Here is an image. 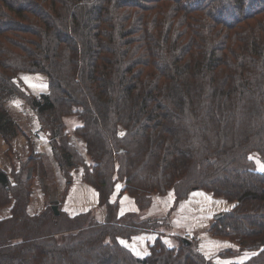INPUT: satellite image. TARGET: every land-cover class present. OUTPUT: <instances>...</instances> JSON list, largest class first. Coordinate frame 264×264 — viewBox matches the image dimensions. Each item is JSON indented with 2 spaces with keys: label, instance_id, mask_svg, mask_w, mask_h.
I'll return each instance as SVG.
<instances>
[{
  "label": "trees",
  "instance_id": "trees-1",
  "mask_svg": "<svg viewBox=\"0 0 264 264\" xmlns=\"http://www.w3.org/2000/svg\"><path fill=\"white\" fill-rule=\"evenodd\" d=\"M23 75L44 76L46 93L25 94ZM18 99L50 157L27 139L28 155L0 169V264H215L195 243L166 246L161 220L138 219L156 197L177 205L197 191L230 205L209 229L250 253L230 264H264V170L252 161L264 162V0H0L8 150L22 135L7 111ZM52 163L64 196L74 173L96 192L102 219L54 214ZM35 181L48 205L31 214ZM117 183L134 212L111 199ZM149 231L138 257L127 242Z\"/></svg>",
  "mask_w": 264,
  "mask_h": 264
},
{
  "label": "rangeland",
  "instance_id": "rangeland-1",
  "mask_svg": "<svg viewBox=\"0 0 264 264\" xmlns=\"http://www.w3.org/2000/svg\"><path fill=\"white\" fill-rule=\"evenodd\" d=\"M19 81L22 84L21 90H23L25 94L38 97L39 95L46 93V78L42 75H23L19 77ZM7 111L21 129L22 135L13 139L10 145V150H8L7 146L0 138V168L2 171L4 170L6 173H9L11 167L13 168L17 166L18 160H23L28 155L29 148L27 146V139H29L33 145L35 152L44 155H46L45 152H47L50 157L48 149V134L41 130L40 127L38 129V127L34 126L37 117L27 103H25L24 100H15L7 106ZM75 124V119H69L66 121V125L70 132H72V127L75 126ZM71 140H74V138L71 137ZM75 143L77 144V142ZM252 161L255 164L256 170H264V162H262L257 155L252 156ZM55 170L57 172L56 167ZM78 177L79 175L77 173L72 175L71 190L82 195L80 198L78 197V200L82 199V197H85L86 200L90 199L89 194L84 189L82 193L80 192L78 186L82 185L77 181L80 178ZM60 180L63 182L62 179ZM33 187L34 183L32 185V190ZM38 188L41 190L40 186ZM121 188L122 184L117 183L111 199L119 204V208H128V211L131 212L133 209H130V207H134L133 201L127 194L120 193ZM87 190L90 192L92 189L89 187ZM64 192L63 189L60 196H58V203L60 204L56 207L58 212L61 211L65 213V206L67 204H63ZM32 195L34 203H36L37 198L33 191ZM174 204L176 203L173 202L171 192L165 197H156L154 203L147 210L143 211L138 219L161 220L162 222H160L163 227H160L155 231L163 234V237H161L162 241L168 247H173L177 245V242L182 240L195 243L199 252L215 264H230L232 262H242L248 259L250 256L249 252L245 251L239 253L238 247L234 243L226 239L215 238L209 233V229L213 225L215 217L227 211L230 208L229 204L222 199L213 198L210 194L202 191L193 192L185 201H182L177 205ZM47 205L48 204H31V211L38 210L36 213L41 212L45 209V206L47 207ZM52 207L54 206H51V209ZM90 209H96L95 213L98 216L99 212L102 211L97 209V207ZM149 212L152 216L149 215ZM5 216H7V210H0V219ZM152 232L149 231V233L136 236L131 241L127 242V246L136 256L141 257L146 254L147 247L150 246L157 237V235Z\"/></svg>",
  "mask_w": 264,
  "mask_h": 264
},
{
  "label": "crops",
  "instance_id": "crops-1",
  "mask_svg": "<svg viewBox=\"0 0 264 264\" xmlns=\"http://www.w3.org/2000/svg\"><path fill=\"white\" fill-rule=\"evenodd\" d=\"M35 121L36 122H34V126L38 127V129H39L40 125H39L37 119ZM45 154H46V156L49 157L47 152H45ZM52 166L55 169V166H54L53 163H52ZM60 179L61 178H59V175L56 172L55 173V181H56V188H57V195H56L57 197L60 196L62 190L64 189V183ZM77 181H79V183H81V185H82V186H78L80 192L82 193L83 189H84L89 194L90 199L86 200L85 197H82V199L78 200V197L80 198L82 195L78 194L74 190H71L72 189V185H70L68 190H67L66 195L64 196V200H63L64 201L63 204H67L65 206L66 207L65 213L67 215H69V216H73V215H76L78 213L84 212V211H86V210H88L90 208H96L97 207V195H96V192L91 187H90V189H92V190H90V192H89V190H87L89 188V186L83 184L80 181V178ZM38 185H39L38 182L35 181L34 182V187H33V193L35 194V196L37 198V202L34 203V199H33V195H32L31 198H30L29 205H28V212L31 213V214H35L38 211V210L37 211H35V210L31 211V204H46V201L44 200V198H43V196L41 194V190H39V188H38L39 187ZM85 187H88V188H85ZM58 200H59V197L57 198V201ZM39 208H41V207H39ZM130 209H133V211H131V212L135 211V208L132 207V206L130 207ZM127 212H130V211H128V208L125 209V208H121L120 207V213L121 214H124V213H127ZM149 215H151L150 212H149ZM98 217L101 218V219L103 218L102 211L99 212V216Z\"/></svg>",
  "mask_w": 264,
  "mask_h": 264
},
{
  "label": "water",
  "instance_id": "water-1",
  "mask_svg": "<svg viewBox=\"0 0 264 264\" xmlns=\"http://www.w3.org/2000/svg\"><path fill=\"white\" fill-rule=\"evenodd\" d=\"M52 210H53L55 215H58V211H57V207L56 206L52 207ZM219 217L220 216H216L215 219H218Z\"/></svg>",
  "mask_w": 264,
  "mask_h": 264
}]
</instances>
